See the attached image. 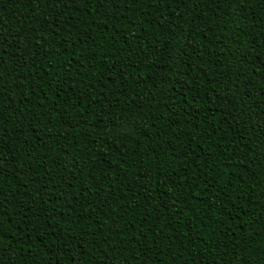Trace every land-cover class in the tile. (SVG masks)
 Returning a JSON list of instances; mask_svg holds the SVG:
<instances>
[{"label":"trees","instance_id":"trees-1","mask_svg":"<svg viewBox=\"0 0 264 264\" xmlns=\"http://www.w3.org/2000/svg\"><path fill=\"white\" fill-rule=\"evenodd\" d=\"M0 264H264V0H0Z\"/></svg>","mask_w":264,"mask_h":264},{"label":"snow or ice","instance_id":"snow-or-ice-1","mask_svg":"<svg viewBox=\"0 0 264 264\" xmlns=\"http://www.w3.org/2000/svg\"><path fill=\"white\" fill-rule=\"evenodd\" d=\"M3 74V69L2 68H0V75H2Z\"/></svg>","mask_w":264,"mask_h":264}]
</instances>
